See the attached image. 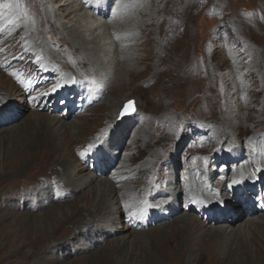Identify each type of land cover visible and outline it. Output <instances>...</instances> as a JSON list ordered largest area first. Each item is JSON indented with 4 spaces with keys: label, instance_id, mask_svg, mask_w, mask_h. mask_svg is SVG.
<instances>
[{
    "label": "rangeland",
    "instance_id": "rangeland-1",
    "mask_svg": "<svg viewBox=\"0 0 264 264\" xmlns=\"http://www.w3.org/2000/svg\"><path fill=\"white\" fill-rule=\"evenodd\" d=\"M5 1L0 0V79L6 82L11 79L13 87H17V83L23 85L22 88L25 92H21V97H24L23 99L27 103L25 105H29L30 108L22 110L20 107L22 104H17L16 101L12 102L11 99L15 109L5 115L2 122L0 121V264H217L218 253H216V258L215 254L206 252L197 259L194 256L191 258L185 252L182 254L181 249L177 247L176 236L167 232L174 226V223H171L172 219L160 221V223L150 226L148 224L141 225V223H137L135 226L127 216L132 215V217H137L140 220L142 218L141 210L146 205L164 208L162 203L166 202L168 197H172V194L167 186L163 188L159 186L158 191L163 190L162 196L163 194L165 196L155 198L157 193L154 188L158 186L156 181L161 178L164 183H174L178 187H185L188 163L191 159L202 165L201 175H208L209 178L207 177L203 182L205 186L212 183V189L215 187L219 189L218 193L222 194L229 190L230 196H233L231 193L235 192L234 187L232 189L227 187L235 179L233 175L236 174H232V170L247 158V162L249 159L250 162L252 161L250 166H247L249 169L258 166L255 159L256 156L259 157L257 155L259 145L255 146L258 142L254 141L253 137L262 138L264 131H261L262 128L254 129L251 122L244 121V117L250 115L255 119L258 118L257 120L264 121V52L257 57L250 56L251 51L256 50L263 43L264 8L262 5L264 0H158V3L161 1L159 3L161 12L158 16L142 8L140 3L143 0L128 2L127 5L131 4L130 7L127 6L128 9L120 8L119 10H116L115 6L124 0H113L114 4L111 2L108 5L107 16L105 17L93 16L90 9L86 7V3L94 5L95 0H53V3L47 6L55 11L53 20L64 24L67 28H76L89 41L95 39L101 47L95 58L105 61L100 68L116 71L112 79L109 80V84H105L103 96L98 98L89 92L83 81H79L78 75L71 76L70 74L68 67L75 69L73 67L77 64L76 69L80 70L83 75H88L89 70L93 67L90 68L91 66L82 60L84 57L72 50L71 45L63 38L60 30L51 28L47 24L43 8L46 6L44 2L51 0H9L13 3L18 2V8L23 18L20 17L21 19L17 20L12 17L13 13ZM5 5L7 6L5 7ZM135 8H138L136 9L137 13H132L128 20H122V17L118 15L120 11L122 15H127L129 10ZM28 10L33 15L30 20L41 18V26L38 28L48 40L49 47L57 53L53 56L58 62L57 66L64 69L62 72L50 63H38L40 60H37L36 57H41L40 53L39 55H25L27 47L23 46L25 42H21L24 34L22 29L20 30V25L28 22V19L25 20V16H29ZM139 15H141L140 20L143 21L149 20L151 17L157 19H155V24L150 27H142L139 22ZM114 20H119L123 26L129 25L130 21L133 23L136 21V26L140 28L133 32V35L138 39L143 32L147 34L151 30H156L155 37L152 36L148 42L146 41L147 43L136 44L133 42L136 45L129 48L128 46L132 44V41H128L130 35H127L126 38L117 40L114 45L111 36L106 33V25H104L105 21L111 23ZM18 44L21 49H14ZM146 45L150 47L151 55L142 64L138 62V59L145 56ZM185 45L189 46L186 54V68H184L186 71L183 69L184 74L182 71L177 74V58H179L178 56ZM68 47H71V50L68 49L64 55ZM118 52L122 53L124 61L111 63ZM206 52H208V61H205ZM241 53L238 61L229 60V56H238ZM225 56L226 59L223 58ZM24 67L29 71L26 72ZM43 68L47 70H43ZM238 68H242V74H245L247 78L239 76V82H234L232 75L237 74L238 76ZM126 69L132 70L135 75L133 79L131 78L129 90L126 89L122 94L116 92L111 95V98H119L117 99V106L114 108L116 119L108 124L103 114L107 103L103 99L109 94L110 86L116 80L129 82L130 78L125 72ZM209 70H216L215 76L212 77ZM182 75L189 79L188 82L184 83L180 80ZM220 77H227L228 82L224 89L218 82ZM73 79L78 81L75 84L79 85L82 90V93L75 97L77 101L72 99L70 103H67L60 95V98H55L57 99L55 104L51 105L53 98L45 96L44 93L48 94L56 85L67 84L72 86L74 84L72 83ZM222 92L225 93L224 99L222 95L220 96ZM248 92H250L249 95ZM239 93L244 98L241 101L237 100ZM72 94V92L69 93V98ZM246 100L247 102H245ZM130 101L134 102L132 107L135 111L120 119L121 111ZM224 101L231 103L234 112L231 125L237 127L243 121L248 127V130H244L243 133L233 134L234 140H239V145L238 142L229 145L227 142L229 139L226 136L219 139V136L223 134L222 130L230 128V124L226 123V116L222 114ZM3 104L7 105L10 102L0 103V110L6 107ZM14 104L17 105V109ZM241 105L242 107L244 105L243 109L248 107L247 111L243 110L239 113ZM46 109H51L52 114L68 126L71 123L78 125L87 122L91 125L89 135L93 137L95 143L96 138L101 137L103 143L98 141L97 147L99 146L102 151L100 149L92 150L84 159H79L80 155L79 158L77 156L86 147L83 139H75V146L68 151L66 159L69 162L71 160L75 168L82 167L80 175L87 176L96 172L97 175H100L98 170L106 164L108 165L106 171L99 177L116 182V189H118L119 183H126L128 179L133 178L136 181L135 184L137 185L134 187L138 193L147 189V192L136 200V204H141L138 210L129 211L124 207V214L117 217L118 222L110 224L111 227L109 226L113 232L119 231L120 226L126 227L128 225L130 227L127 240L119 247L114 234L110 237L103 236L104 239H101L99 235L102 230H99V233L94 231L96 225L99 224L97 221L90 223L87 234H73L81 227L86 218H81L78 224H72L75 218L74 215L70 216V214L84 205L82 195L88 191L89 186L70 194L69 189L62 192L58 190L55 193L52 188H49L48 192L42 190L41 180L48 179L47 182H50L49 185L53 187L63 176L66 169L63 168L60 160H56L52 154L46 156L38 154L31 155L29 161L27 159L26 161H14L12 155L9 154L12 151L10 146L13 145V137L15 135L17 137L30 113H42ZM13 117H16L17 120L13 121ZM11 118L13 123H10ZM105 124L107 125L105 126ZM142 125L146 129L145 133L142 132L146 141L139 154L132 150L130 140L137 127ZM122 127L129 129L123 137L119 133L123 132L121 131ZM216 130H219L218 136ZM102 133H107V135L102 136ZM255 133L256 135H254ZM89 135L87 137L91 138ZM83 137L85 136L83 135ZM137 138L139 144L142 145V137L137 135ZM151 146L154 147L152 152H155L156 158L165 156L168 158V163L170 161V166L168 164L166 169L168 175L165 176L164 172L158 171L160 168L156 165L150 173L140 174L136 171L130 176L114 181L113 178H115L116 172L121 167V162L126 155L132 159L129 164L137 167L145 160H149L147 156L150 155L148 150L151 149ZM234 149H237L241 155L235 161L229 156L230 151ZM110 154L114 158L113 161L109 157ZM4 157H7L5 161ZM165 165L167 164H162V166ZM263 171L261 173L264 177ZM163 176L165 177L163 178ZM248 178L247 182L253 184L252 186H258L251 195L257 199L255 205L261 204L260 206L264 209L261 202L264 201V184L260 182V179L256 181L257 176ZM236 180L244 181L245 178L239 177ZM67 185H71V182H68ZM40 192H42L41 195H39ZM238 193L241 195L242 191L238 190ZM145 197L146 199H144ZM242 197L244 198L241 195ZM241 198H231L228 201L220 199L221 202L219 203L213 201L204 206L213 207L212 210L218 212L224 209L226 205L241 206L243 203ZM158 199H163V202H159ZM125 200L121 202L124 203ZM249 201H252V198ZM43 202L44 204H42ZM142 202L144 203L142 204ZM178 203V215L176 216L198 214L200 207H196L190 198L185 199L181 196ZM213 203L216 204L213 206ZM26 204L36 208L27 209L23 207ZM68 207H70V213L58 215L59 217L55 215L57 210L66 211ZM151 210L154 211L150 208ZM55 217L56 219H54ZM203 219L206 218L203 216ZM203 219L201 218V220ZM41 222L44 223L43 226ZM138 231H142V235L136 237L135 233ZM65 238L67 241L61 246L62 248H58L57 254H47L49 246L54 242L53 245L60 243Z\"/></svg>",
    "mask_w": 264,
    "mask_h": 264
},
{
    "label": "bare ground",
    "instance_id": "bare-ground-1",
    "mask_svg": "<svg viewBox=\"0 0 264 264\" xmlns=\"http://www.w3.org/2000/svg\"><path fill=\"white\" fill-rule=\"evenodd\" d=\"M95 1H96V3H94V5L91 3L85 4L86 7L89 8L90 11L93 13V16H95V17L107 16L108 5L111 2L113 3L114 1L113 0H95ZM133 1H135V0H124L120 4H118V2H117L118 5L117 6L114 5L116 7L115 9L116 10H119L120 8L128 9V7H130L131 4L129 3V5H127V3L133 2ZM157 1L158 0H145V3H144V0H143V1H141L140 4L143 6L142 7L143 9H146V11H149V12L151 11L155 16H158L161 12V8L159 6V3L161 1L159 3ZM14 3H16V4H14ZM14 3L9 1V0L5 1V4L8 5V7L12 11L11 13H13L12 17L14 18V20L15 19L17 20L20 17L23 18V15H22L21 11H19V8H18V4H17L18 2H14ZM51 3H53V0H51L49 2L48 1L44 2V4L46 6H44L43 10H44V14L46 17L47 24L49 26H51V28H56V29L60 30L61 35L63 36L64 39H66L69 42V44L72 47V50H75L80 56L84 57V59H82V60H84L86 62V64L91 66L90 68L93 67V69L89 70L88 75H85V74L83 75L80 70L76 69L78 64L77 65L73 64L74 65L73 68H75V69L68 67L71 76H77L78 75L77 77H78V79H80L79 81H83L85 86L88 88L89 92L94 94L96 98L100 97L101 95L103 96V93L105 90V84L110 82L109 80L112 79V77L116 73V71L113 72V70H110V69L100 68L101 65H103L105 61H102L99 58H95L96 53L99 50H101V47L96 43L95 39H92L89 41L85 37H83V35H81L77 31L76 28H74V29L73 28H67L64 24H61L58 21L56 22L53 20V13L55 14V11H53L52 9L47 7ZM140 4H138V5H140ZM263 5H262V8H264ZM63 6H64V4L62 5V7ZM17 9H18V11H17ZM136 9H138V8H135L133 10H129L130 12L127 15H122L121 11H120L118 15L120 17H122V20L123 19L128 20L131 17L132 13L133 14L137 13ZM57 11H59V9H57ZM27 13H29V16H27V17L25 16V20L28 19V22L20 25V30L22 29V33L24 34V37H22L21 42H23V43L25 42V44L23 46L27 47V50L25 51V55L26 56H31L34 54L39 55V53H40L42 56L40 55L41 57H40V59H39L40 61H38V63H41V62H43L45 64L50 63V65H52L54 67H58V71L62 72L64 69L61 66L60 67L57 66L58 62L55 60L56 58L53 56V55H56L57 53L52 48L49 47L48 40H46L45 35H43L41 33V30H39V28H38L39 26H41L40 25L41 24V20H40L41 18L38 20H37V18L30 20V18H33V15L30 14L31 11H29V10L27 11ZM13 15H16V16H13ZM116 15H117V13H116ZM34 17H35V15H34ZM138 18L140 20L141 15H139ZM179 18H180V16H179ZM155 19H157V18L151 17L149 20H144V21L140 20L139 22H140V24H142V27L143 26L144 27H150L151 25L155 24ZM1 20H3V19H1ZM135 22L133 23L130 21L129 25L123 26V25H121L122 23L121 24L119 23V20H114L111 23H107L105 21L104 25H106V33L111 36V38H112L111 40L113 41L114 45H115V42L117 40L124 39L127 37V35H130V37H129L130 40H128V41H132V44H130L128 47L133 48L136 44L143 43L146 41L148 42V40L156 34V30H151L149 32L147 31L148 32L147 34H144V32H143L138 39V37L133 35L134 34L133 32H135L136 30H138L140 28L139 26H136ZM179 24H180V21H179ZM181 24H183V23H181ZM263 25H264V20H263ZM178 27H180V26H178ZM45 32H46V30H45ZM108 38H110V37H108ZM262 38H263V43L256 50L251 51L250 56L257 57V56H260L264 52V33H263ZM191 40H192V38H191ZM133 42H136V44L134 45ZM71 47H68L65 50L64 55L67 53L68 49L71 50ZM170 47H171V44H170ZM14 49H17V50L21 49V46L18 44V46L16 45L14 47ZM121 50H122V47H121ZM188 50H189V46L185 45L183 50L180 52V54L178 56L179 58H177L178 59V62L176 65L177 66V68H176L177 74H179V72L181 73V71H182V74H184L183 69L186 68L185 63H186V54H187ZM144 52H145V56L140 57L138 59V62L142 63V64L144 62H146L151 55L150 47H148V45L145 46ZM6 53H8V52H6ZM207 53L208 52H206V55H205V61H208ZM121 54L122 53L118 52L115 59H113V61L111 63H119V62L124 61L123 60L124 56ZM241 55H242V53L238 56H231V57L229 56V60L238 61V59H240ZM166 56H167V54H166ZM223 58L226 59V56ZM67 59H68V57H67ZM73 61H75V60H73ZM230 64L232 65V63H230ZM37 65H35V66H37ZM152 67H153V65H152ZM245 68H248V67H245ZM23 69H26L25 70L26 72L29 71L26 67H24ZM43 70H47V69L43 68ZM125 72H126L127 76L130 78L129 82L127 83V82H124L120 79L116 80L110 86L109 94L103 99L107 103V105L105 106V108L103 110V114L105 115V121L108 124H110L111 122H113L116 119V116H114V112H115L114 108L117 106V103H118L117 99L119 98V97L118 98H111V95L113 93H116V92L119 94H122L124 91H126V89L129 90V88L131 87V78L133 79L134 75H135V73L130 69H126ZM47 73H48V71H47ZM210 74L212 77L215 76L216 70H211ZM2 76H4V75H2ZM239 76L240 77L242 76L243 78H247L245 74H242V68H238V76H237V74L232 75V77H234L233 81L237 82ZM77 77H76V79H77ZM146 77H148V76H146ZM180 78H181L180 80L184 83L188 82V80H189L186 76H183V75L180 76ZM10 80L8 82H6L5 80L0 79V103H4L6 101L10 102V104H7V105L3 104L6 107H3V109L0 110V115H1L0 121L1 122L3 121L2 119L5 115L9 114L10 111L13 112V110L15 109L13 107V103H11V99H12V102L13 101L18 102L17 104L21 103L22 105L20 107L22 110H26V109L30 108L29 105H25L27 103L23 99L24 97H21V92H25L24 88H22L24 86L17 83V87H15V86L13 87L12 80H11V82H10ZM16 80L18 82L17 78H16ZM218 82H220V86H222V88L224 89L226 83L228 82L227 77L226 78L220 77V79H218ZM247 90H249V89H247ZM81 91L82 90L79 87V85L72 84V86H71V85L66 84V85H63L62 87H59L55 92H52V89H51L50 92L45 96H49V97L53 98V100L51 101L52 102L51 105L55 104V102L57 100L55 98H60V95H61L62 99L67 101V103H70V101L72 99H75V97L79 96L82 93ZM70 92H72L73 94L69 98L68 95ZM235 93L237 95V92H235ZM86 94H87V92H86ZM249 94H250V92H248V95ZM221 95H222V98L224 99L225 93L222 92L220 94V96ZM179 98H180V96H179ZM237 98H238L237 99L238 101H241L244 99L242 97V94H240V93L238 94ZM247 100L245 102H247ZM91 101H92V99H91ZM224 102H225L224 103L225 105H224V110H223L222 114L224 116H226V118H225L226 123L230 124V128L224 129L225 131L222 130L223 134L221 136H219V139H221V137L226 136V138L229 139L227 141L228 144L234 145V143L237 144V142L239 140H236V139L234 140L233 134L243 133L244 130H246V131L248 130V127L243 123V121L237 127H236V125H233V126L231 125L232 124L231 121L233 120L234 112L231 108V103L229 101H224ZM15 107H16V109L18 108L17 105H15ZM243 107H244V105H243ZM243 107H242V105L240 106L239 113L243 112V110H246L248 108L247 107V108L243 109ZM40 111H42V110H40ZM51 111H52L51 109H46V111H44L42 113H39V112H31L30 113V115L27 117L26 123L24 124L23 127H21V130H20L19 134L17 135V137H16V135H15V137H13L14 138V140L12 142L13 145L10 146L12 148V151L9 154L12 155V158L14 161H24V160L26 161V159L29 161L31 155L34 156V155H38V154H40L42 156L52 154L53 156H55L56 160H60L63 168L66 169L63 176L59 178L58 182L55 183V186H53V187L49 185L50 182H47L48 179L41 180L40 183L43 184V187H42L43 189L42 188L41 189L44 192H48V189L52 188V190H54V193H55V191H58V190H61V192H62V191H66V189H69L68 191L70 194L71 192L75 193L76 191H79L81 189H85L86 187L89 186L88 191H86L82 195L84 205L81 206L79 209L77 208L74 213L70 214V216L74 215V218H75L74 221L72 222V224H78V223H80L81 218H86L85 221L83 220L84 222L81 225V227L79 229H77V231H74L73 234H75V233H81L84 235L87 234L90 223L93 221H97V223H99V224L96 223L97 225H96L94 231L96 233H99V230H102L100 235H99V236H101V239H104L103 236L110 237L111 235L114 234L116 236V239L118 242L117 246L119 247L120 245H122L124 243L125 240H127V235L129 233L130 227L128 225H126V227L120 226L118 228L119 231L113 232L109 228V226L111 227L112 225H110V224H115L118 222L117 217H118V215L124 214V207L129 211L138 210L139 209L138 207L141 206V204H136V200L139 199V197H142V195H144L147 192V189H144L143 192L140 191V193H138V191L134 187L135 185H137V184H135L136 181H134V178L128 179L126 181V183H124V182L119 183V185H118L119 187H118V189H116L115 188L116 182H113V181L111 182L107 179H104L103 177H99L100 175H103L104 172L106 171V169L108 167V165H106V164L101 166V168L103 170L101 168L98 170V171H100V175H97V172L95 174H91V175H87V176L80 175V173L82 172V167L75 168L72 165L71 160L69 162V161H67L66 158L68 155V151L71 148H73L76 144L75 139H77V138H79L81 140L83 139V142L85 143L86 147L82 151H84L89 144L95 143L93 137H91L89 135L91 133V125L87 124V122H82L81 124H78V125L71 123L68 126V124H65L59 118H56L52 114ZM113 117H114V119H112ZM257 119L251 117L250 115H248L247 117H244V121L251 122L252 127L254 129L262 128L261 131L262 130L264 131V121H260ZM14 120L16 121L17 118L13 117V121ZM13 121L11 118L10 123H13ZM106 125L107 124H105V126ZM19 127H20V125H19ZM128 130L129 129H127L126 127H122L121 131H123V132L122 133L119 132V133L123 137L124 135L127 134ZM256 130H258V129H256ZM143 131H144V133L146 132L144 125L138 126L137 130L134 131V134L132 135L131 140H130L131 141L130 146L132 147V150H134L136 153H139V154L142 151L141 147H143L145 145L144 142L146 141L144 136H143L144 134L142 133ZM218 132H219V130H216L217 136H218ZM75 133H77V134L75 135ZM139 133H141L142 135ZM214 134H215V132H214ZM83 135L85 137H83ZM88 135L91 138L87 137ZM137 135H140L142 137V141H143L142 145L139 144L140 142L137 138ZM254 135H256V133ZM261 139H264V135L262 138H258V136L253 137V140L258 142L257 144H255V146L257 147L259 145V148H258L259 150L257 152V155H259V157L256 156V159H255L258 166L255 167L254 169H249L247 166H250V163L252 161L250 162V159H249V162H247L248 161V158H247L246 160L244 159L245 160L244 162L237 165V167L232 170V174H236L235 176L233 175V178L234 177H235V179L239 178V177L245 178V180L242 181L241 184L234 186L233 189L235 190V192L231 193L233 196L229 195V193H228L229 190H227V188H226V190H227L226 193L222 194V193H218L219 189H217L215 187L212 189V183L206 184V186H205L203 182H204V180L207 179L208 175H205V176L201 175L202 165L200 163H198L196 160L191 159L188 163L189 168H188V171L186 173V178H185V182H184L185 187H183V188L178 187V185H176L174 183L173 184L172 183L168 184L167 182L164 183L161 180V178H159V180L156 181L158 183V186H156L154 188L155 189L154 191H156V193H157V195L154 196L155 198H163V196H165V194H163V196H162L163 190L161 192L158 191L159 186H161L162 188L164 186H167V189H169V191L172 194V197H168L166 202L165 201L163 202V199L162 200L158 199L159 202H161V203L163 202L162 204L164 205V208L156 207L154 205H146L144 207V209L141 210L142 218L140 220H138L137 217H135V218L132 217V215L131 216L128 215L127 218L129 220L131 219L135 226H137V223H141V225H147L148 224V226H150V225H155L157 223H160V221L172 219L171 223L172 224L174 223V226L172 228H170L169 231H167V232L171 233V234L173 233V235L176 236L175 239H176V242L178 243L177 247H178V249H181V253L184 254V252H185L186 255H189L191 258L194 256L197 259V257L200 258V256L204 255L206 252L207 253L211 252V254H215V258L217 257L216 253H218V259L219 260L217 259V262H218L217 264H264V215H263L264 209L262 208V206H260L261 204L255 205V203H256L255 201H257V199L254 196L251 197L252 193H254L253 190H255L256 187L258 188V186H256V185L252 186L253 184H250V182H247V180L249 179L248 177H252V176L256 177L257 176L256 181L258 179H260V182H262L264 184V177L261 173V171L264 170V168H263L264 167V140H261ZM241 141H240V144L242 143ZM97 143H98V141H96V144ZM238 145H239V142H238ZM99 149H100V147L98 146V147L94 148L93 150H99ZM153 149H154V147L151 146V149L148 150V153H150V155H148L149 157L147 156V158H149V160H145L144 163L143 162L140 163L141 165H139L137 167L131 166L129 164L132 161V159H130V157L128 155H126L125 158L121 162V167L116 172L117 174H116L115 178H113L114 181H115V179H121V178L130 176L132 173H134L136 171L140 174L150 173L156 165H158L160 168V170H158V171L164 172L165 176L168 175V173H166V169L168 167V164L170 166V161L168 163V158H166L165 156L161 157V158H159V157L156 158L154 156L155 152L154 151L152 152ZM100 151H102V149H100ZM77 156H78V158L80 157L78 154H77ZM229 156H230V159H232L234 161L238 160L241 157L240 152L237 149L230 151ZM85 157H87V156H85ZM109 157H111V159L113 161L114 158H112L111 154L109 155ZM6 158L7 157H4V161L6 160ZM79 159H84V157L83 158L80 157ZM246 162H247V164H246ZM162 164H167V165L162 166ZM165 176H163V178ZM252 179H254V178H252ZM66 182L67 183L71 182V185H67ZM92 184H93V186H91ZM131 187H134V188H131ZM238 190L242 191L241 195L244 196V198L243 197L241 198V195L238 193ZM150 191H151V189L149 190V192ZM211 192H213V193H211ZM41 194H42V192L39 193V195H41ZM181 196L184 197L185 199L190 198V200L196 199V200L204 201L203 204H195L196 207H198V206L200 207L198 209V214H195L194 216H192L190 214H182L180 216H176V215H178L177 214L178 213V206H179L178 202H179V198H181ZM146 197L144 199H146ZM249 197H250V199L252 198V201H249L250 200ZM231 198L232 199L241 198L242 202H243L242 205L241 206H237V205L228 206V205H226V207L224 209H221L218 212L213 211L212 210L213 207L204 206V205H209V203H211L213 201H216L217 203H219V202H221L220 199H223V201H228ZM124 199H126L125 200L126 202H124V203L121 202ZM261 202L264 206V201L262 200ZM143 203L144 202H142V204ZM42 204H44V202ZM42 204H39V205H42ZM214 204H216V203H213V206H214ZM246 205H250V206H246ZM32 206L33 205L30 206L29 204H26L23 207L30 209ZM32 208H36V207H32ZM150 208L154 209V211H152V210L150 211ZM148 209H149V212H147ZM69 210H70V207H68L66 209V211L57 210L55 215L56 216H58V215L62 216L64 213H68V212L70 213ZM145 212H147V214H144ZM174 216H175V218H174ZM203 216L206 218L205 220L203 219ZM51 218H53V217H51ZM201 218L203 220H201ZM54 219H56V217ZM68 220H69V218H68ZM214 224H219V225L216 226ZM221 224H223V225H221ZM41 225L43 226L44 223L41 222ZM51 233H52V230H51ZM51 233H49V234H51ZM135 234H136V237H139L142 235V231H138ZM65 241H67L66 238L64 240H62L61 242L59 241L60 243H57L55 245H53L55 243L54 242L51 246L48 247L47 254H57L56 252H57L58 248L61 247L65 243Z\"/></svg>",
    "mask_w": 264,
    "mask_h": 264
},
{
    "label": "snow or ice",
    "instance_id": "snow-or-ice-1",
    "mask_svg": "<svg viewBox=\"0 0 264 264\" xmlns=\"http://www.w3.org/2000/svg\"><path fill=\"white\" fill-rule=\"evenodd\" d=\"M5 6H7V5H5ZM39 59H40V57L37 56V60H39ZM72 83L75 84V83H78V81H76L75 79H73L72 80ZM59 87H62V85H56L52 89V91L55 92ZM44 95H47V93H44ZM34 99H38V98H34ZM133 104H134V102L130 101L127 105H125V107L123 108V110L120 113V117H119L120 119H122L125 115L130 114V113H132V112L135 111V109L132 107ZM101 135L104 136V135H107V133H102ZM96 139L100 143H103V141L101 140V137L100 136H98ZM96 147H97V144L96 143H91V144H89L87 146V148L84 151L79 152L78 155H80L83 158V157L87 156ZM241 183H242V180L233 179L231 181V183L227 185V187L229 189H232L235 185H239ZM192 203H194V204H203L204 201L193 199L192 200Z\"/></svg>",
    "mask_w": 264,
    "mask_h": 264
}]
</instances>
